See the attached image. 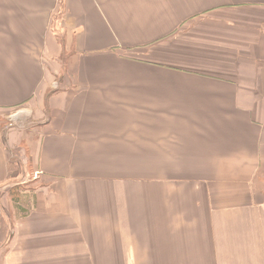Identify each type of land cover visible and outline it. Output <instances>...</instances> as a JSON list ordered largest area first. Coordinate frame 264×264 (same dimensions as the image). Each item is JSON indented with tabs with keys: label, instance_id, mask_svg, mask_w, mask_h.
Wrapping results in <instances>:
<instances>
[{
	"label": "crops",
	"instance_id": "0c3cea01",
	"mask_svg": "<svg viewBox=\"0 0 264 264\" xmlns=\"http://www.w3.org/2000/svg\"><path fill=\"white\" fill-rule=\"evenodd\" d=\"M0 264H264V0H0Z\"/></svg>",
	"mask_w": 264,
	"mask_h": 264
},
{
	"label": "rangeland",
	"instance_id": "374dc122",
	"mask_svg": "<svg viewBox=\"0 0 264 264\" xmlns=\"http://www.w3.org/2000/svg\"><path fill=\"white\" fill-rule=\"evenodd\" d=\"M67 56V55H66ZM66 56H63L62 58V65L64 66L65 60H66ZM62 77V76H61ZM31 110L29 107L27 106H20L17 108H13L7 112H5L6 114V119L3 118V120H5V122L3 123V126L5 128H22L23 125H26L28 123V121L31 119Z\"/></svg>",
	"mask_w": 264,
	"mask_h": 264
},
{
	"label": "trees",
	"instance_id": "16d2710c",
	"mask_svg": "<svg viewBox=\"0 0 264 264\" xmlns=\"http://www.w3.org/2000/svg\"><path fill=\"white\" fill-rule=\"evenodd\" d=\"M20 189V187L18 186V187H13L12 189H11V191H10V195L15 199V198H17L16 197V194H18V190Z\"/></svg>",
	"mask_w": 264,
	"mask_h": 264
}]
</instances>
